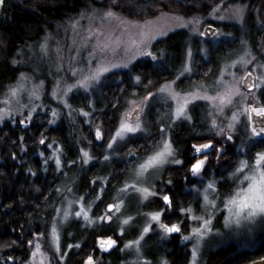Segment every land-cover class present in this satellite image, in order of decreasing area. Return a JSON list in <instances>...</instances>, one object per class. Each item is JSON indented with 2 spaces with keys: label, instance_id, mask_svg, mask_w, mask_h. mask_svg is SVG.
Returning a JSON list of instances; mask_svg holds the SVG:
<instances>
[{
  "label": "trees",
  "instance_id": "16d2710c",
  "mask_svg": "<svg viewBox=\"0 0 264 264\" xmlns=\"http://www.w3.org/2000/svg\"><path fill=\"white\" fill-rule=\"evenodd\" d=\"M219 1L221 0H8L5 23L0 35V97L22 72L49 78L48 63L40 52L44 35L55 30L58 24L77 17L88 7H110L132 18L141 19L152 17L159 11H182L187 14L206 12ZM231 2L245 3L249 0ZM223 29L233 35L221 39L217 46L209 44L210 39H206L207 58H203L194 41H190L188 32L181 29L153 45L155 57L152 60L143 58L125 70L105 75L92 91L91 103L88 99L79 101L92 114L89 118H93L94 123L91 121V128L87 130L82 129L84 117L76 116L74 112L70 116L63 113L55 124L48 113L36 114L29 123H24L16 116L0 124V264L26 263L30 256V240L46 230L60 201L62 189L69 183L78 195H83L84 192L91 194L95 187L100 189L106 184L111 195L116 193V188L125 181L126 176L120 171L124 164L115 165V159V163L106 159L101 161L104 152L95 145L97 143L100 146L101 143L95 140L92 127L100 124L101 128L108 127L111 130L118 122V113L127 104L128 98L143 96L155 88L154 84L179 75L190 45L194 50L195 61L213 64L206 72V79L216 76L224 58L243 39L248 41L255 53H260V38L264 42V26L258 30L249 13L244 26L227 22ZM198 74L192 77L198 79ZM136 77L140 79L137 80ZM76 96L72 97L73 104L80 106ZM261 97L264 103V88ZM150 112L153 111L149 110V115ZM153 113L151 128L154 131L151 134L154 135L160 124L169 125L170 118L166 115L165 119L163 113L159 114L157 111ZM205 128V123L193 114L192 119L176 121L169 129L176 155L182 161V169H187L192 163L193 143L214 138L203 133ZM149 138L129 137L118 144V152L122 156L129 152L139 153L138 146L134 144L146 142ZM236 143L242 144L246 156H242L241 150H236V145L233 144V148H229L224 154L221 163L216 166L212 162L204 171L206 179L212 178L217 182L220 205L233 189L234 181L230 174L234 172L239 160L244 157L251 159L256 151L264 149L261 138L254 140V144H247L245 132L240 130L236 133ZM56 147L62 153L59 164L52 156V150ZM82 149H88L95 156L93 163L88 166L81 161ZM170 181L167 184L158 181L162 187L159 190L169 192L175 210L165 214L167 222L180 219L179 208L194 205L195 200L199 199L197 194H192L195 179L180 177L178 170ZM110 193L101 194L99 214L112 201ZM148 204H140V209L143 211ZM127 213L134 214L132 211ZM221 214L222 212L219 216ZM141 225V218H136L132 225L127 226H121L116 218L110 222L101 220L90 225L81 219L67 220L61 228L60 239L62 250L69 249L65 264H82L86 256L92 252L95 254L99 237L117 236L121 242L132 240L139 235ZM122 228L124 230L119 234ZM253 231L251 236L242 241L241 238L234 239L222 232V237L212 239L204 247L202 263L264 264V219ZM159 233H149L143 239L145 245L150 244L156 248L155 253L147 250L144 252L143 256L149 264H160L163 261H167V264H188L189 246L175 234L161 238ZM105 257L110 259L109 264H130L125 255L115 251Z\"/></svg>",
  "mask_w": 264,
  "mask_h": 264
},
{
  "label": "rangeland",
  "instance_id": "374dc122",
  "mask_svg": "<svg viewBox=\"0 0 264 264\" xmlns=\"http://www.w3.org/2000/svg\"><path fill=\"white\" fill-rule=\"evenodd\" d=\"M248 13L251 19L255 21L257 29H261L264 26V0H249V2L245 3L221 0L206 12L187 14L182 11H159L152 17L141 19L132 18L110 7H88L77 17L58 24L55 30L49 31L44 35L40 52L48 63L49 78H46L50 81H47L45 77L36 76L28 72L20 73L17 80L0 97V116H3L0 124L6 119L16 116H19L24 123H29L32 117L39 113H48L52 118V123L55 124L63 113L66 116H70L74 112L76 116L84 117L82 129L87 130L91 128L89 127L91 121L93 122V118H89L92 114L88 113L79 101L88 99L91 103L93 99L92 91L105 75L125 70L135 61L143 58L152 60L155 57L153 45L158 40L181 29H185L188 32L190 41H194L199 53L202 54L203 58H207L205 50L206 39H210L209 44L217 46L221 39L233 35L224 31V23L233 22L244 26ZM209 24L216 26L217 32L212 37H205L203 32ZM259 51L260 53H255L250 48L248 41L243 39L237 48L231 50L227 54L228 56L224 58L216 76L206 79V72L212 68L213 64H205V60V62L202 61L203 63H200L199 60L195 61L193 58L194 50L192 49V45H190L187 50L184 67L179 75L173 79H164L159 84H154L153 87L155 88L143 96H131V98H128L127 104L118 113V122L114 124L111 130L108 127H105V129L101 128L100 124L93 125L92 129L95 140L101 143L100 146L97 143L95 145L100 148V151L104 152L101 161H105L106 159L113 162V159H115V165L118 164L120 166L119 163L124 164V168L120 171L126 176L125 181L116 188L114 195H111L107 189L109 188L107 184L103 188L100 187V189L95 187L91 194L84 192L83 195H78L71 183L64 187L55 213L48 221L46 230L34 235L30 240V256L25 264H65V258L69 249L62 250L61 248L60 239L63 224L67 220L81 219L85 224L88 223L90 225L96 221H101V219L97 218L105 216L106 213L108 216H111V219L109 220L105 216L104 221L110 222L116 218L120 221L121 226L132 225L133 220L141 218L140 233L132 240H123L124 242H121L117 236H104L103 238L105 239L111 237L112 240L116 241L111 248H101L97 239V252L95 254L92 252L86 256L82 264H86L89 256L93 258L94 264H109L110 259H107L105 255H108L112 251L122 256L125 255L126 261L130 264H149L150 262L143 256L144 252L147 250L149 253H155L156 248L150 244L145 245L143 242L144 237L149 233H156L157 231L160 232L158 235L161 238L174 235L165 233L159 226L160 222H167L165 214L171 213L174 210L172 203L171 206H168L163 200L165 195L170 196V194L169 192L159 190L162 188L159 186V182L169 183L178 170L180 177L184 176L187 179V176H189V178L195 179L192 194H197L199 197V199L195 200L194 205L190 204L184 208L191 209V212L181 211L179 208L180 219L167 222L169 224L174 222L180 224V231L175 235L189 246L190 260L188 264H191L193 259L192 249L194 245L197 246L196 264H203L202 252L204 247L212 239L222 237V232H226L223 235H230L234 239L239 240L241 238L240 241L246 240V237L251 236L256 225L264 217L258 216L254 219H241L238 224L233 222L225 225L227 210L223 208V205L219 204L218 194L209 193V199L216 200V207L213 208L204 200L203 189L209 181L214 180L212 178L206 179L204 176L205 169L212 162L216 166L221 163V159H224L223 156L229 148H233L236 145V150H241L242 156H246V151L242 148V144L236 143V133H239V130L245 132L247 144H252L254 140L259 139V137L254 138L251 136L250 127L247 125V117L243 111L248 105L256 107L264 105L261 101V93L264 88V42L261 38ZM113 65L117 66L113 67ZM100 67H106L108 71L101 73L99 79L88 81L87 88L79 86L78 81H82L85 77L92 75ZM196 74L200 75L198 79L193 78ZM165 86H168L169 90L161 91L160 89ZM12 88L19 89L16 96L11 95L10 89ZM228 90L233 92L231 102L223 105H219L218 100L214 105L212 101L191 99V96H187L191 100L186 108L187 116L192 119L194 114L201 119L207 126L203 133H207L212 138L214 137L213 139H209V137L192 144L191 162L194 163L195 159H203V154L194 153V144H203L211 141L216 149H209L207 151V159L200 175L192 174L190 170L192 163L187 169H182L180 167L182 163L172 162L181 161L176 155L173 144L174 155L169 158L168 163L149 169L143 176L137 175L138 165L143 162L144 158L156 150L158 143L165 138L171 141L169 129L173 127V124L176 121L188 119L186 117L175 118L176 102L171 98L170 92L180 94V98H185L186 94L218 97ZM54 92L56 95H53ZM74 95H77L76 100L80 106L73 104L72 97ZM149 110L153 112L157 111L159 114L163 113L165 119L166 115L170 118L169 125L160 124L158 132L155 131L154 135L151 134L154 131L151 128L154 122L151 120L154 113L150 112L149 115ZM5 111L9 114L4 115ZM54 111L56 113L55 116L53 115ZM129 113L131 115H128ZM233 113L239 116V120L234 121L232 119ZM124 119H128L132 123H135L138 119L141 124V130L136 133H128L122 140L117 138L116 142L109 148L108 143ZM213 121H215V126ZM230 123L234 124V128L230 129L228 127ZM97 129L102 133V137L99 139L96 137ZM221 129L223 132H221ZM228 136H231L232 139H227ZM129 137L150 138L146 142L140 141L134 144L138 146L137 151L139 150V153L129 152L122 156L119 154L117 146ZM52 151L54 161H57L58 158L61 162L62 153L60 149L56 147ZM261 151H264V149L256 151L255 154ZM84 152H87L91 157L87 162H85ZM80 153L81 161L84 165L88 166L95 160V156H92L88 149H82ZM130 154L133 155L130 156ZM116 157H119V159H116ZM254 157L251 159L244 157L240 160H248L251 165ZM232 173L230 177L234 181L233 189H235L239 184L242 174L233 176ZM125 185H135V187L126 188ZM136 188H148L151 190V194L145 198L144 193L137 191ZM103 192L107 193V195L110 193L112 201H109L106 208H104L105 211L103 210L99 214L98 208L102 204L99 202ZM180 197L183 199L182 195ZM119 201H123L119 210L109 211L108 205L116 204ZM185 201L187 200L185 199ZM146 202L150 204L142 211L140 204ZM82 210L87 211L88 219L84 215H75L76 212H81ZM128 211H132L134 214H128ZM154 212H161L159 221L152 219L150 214ZM221 212L222 214L219 216ZM192 216H203L205 219L211 220L209 225L211 231L200 238L199 242L195 238L183 239V237L191 234L194 227H200L202 224V221L193 220ZM129 217L131 218L130 220L128 219ZM125 220H128V223H124ZM54 227L56 230L55 234L53 233ZM145 227L149 228L147 233L143 231ZM123 230L124 228L119 231V234H122ZM141 235H143V239H140ZM136 240H139L138 250L136 246L127 247L130 241ZM37 243L40 247L39 252H36ZM33 252H36L35 256H33ZM164 262L160 264H164Z\"/></svg>",
  "mask_w": 264,
  "mask_h": 264
},
{
  "label": "snow or ice",
  "instance_id": "6c2138e0",
  "mask_svg": "<svg viewBox=\"0 0 264 264\" xmlns=\"http://www.w3.org/2000/svg\"><path fill=\"white\" fill-rule=\"evenodd\" d=\"M5 0H0V4H4ZM150 54V53H149ZM117 65H113V67H116ZM190 70V69H188ZM108 71V68L106 67H100L94 72L92 75L85 77L84 80L78 81L79 86L81 87H88V81L90 80H97L99 79V76L101 73ZM23 76V74H21ZM137 80L140 79V77H136ZM70 90V89H69ZM161 91H168V86H165L160 89ZM19 89L18 88H12L10 89V93L12 96H16L18 94ZM53 95H56L54 92ZM233 95V92L231 90L226 91L223 95H219L218 97H212V96H196L195 94H186L185 98H180V94L170 92L171 98L176 102L175 107V113L174 116L176 119H179L181 117H186L190 119V117L186 114V108L187 105L191 102L190 99L187 98V96H191V99H205L212 101L215 105V102L218 100L219 105H223L225 103L231 102V96ZM7 102V101H6ZM244 113L247 117V125L250 127L251 130V136L252 137H259L261 138V142H264V105L256 107L253 105H248L244 108ZM9 113L7 111L4 112V115H8ZM53 115L55 116V111L53 112ZM87 115V113H85ZM128 115H131L129 113ZM260 118L258 121L253 119V116ZM3 119V116H0V120ZM232 119L234 121L239 120V116L236 113H233ZM213 124L215 126V121H213ZM228 127L234 128V124L230 123ZM141 130V124L139 120L137 119L135 123L130 122L128 119H124L121 121L119 128L116 130L115 134L113 135L111 141L108 143V147L111 148L113 143L116 142L117 138L124 139L125 136L128 133H136L137 131ZM221 132L223 130L221 129ZM96 137L99 139L102 137V133L99 129L96 130ZM227 139H232L231 136H228ZM43 142V141H41ZM209 149H215V146L212 144L211 141L208 143L203 144H194L193 150L195 154H203V159H195V162L191 164V172L193 175H200L202 172V169L204 168L205 160L207 159V151ZM174 155V149L172 147V143L169 139H162L158 145L156 150H154L150 155H148L146 158H144L143 162L138 165L137 168V175L143 176L149 169L157 168L162 166L165 163L169 162V158ZM84 158L85 162H87L88 159H91L89 154L87 152H84ZM107 158V157H106ZM57 164L60 163L59 159L57 158ZM174 163H182V161H172ZM247 170V171H246ZM237 174H242V177L239 181V184L236 186L235 189L232 190V192L227 195L222 201L223 208L227 210V215L225 216V225H228L230 223H240L241 219H254L255 217H264V151L257 152L255 154L254 160L252 161L251 165L249 164L248 160H240L239 164L235 170L234 173H232L233 176H236ZM171 183V181H169ZM125 187H135V185H125ZM137 191H140L144 193L145 198L149 194H151V190L148 188H136ZM215 193L218 194V189L216 187L215 180L209 181L206 185V187L203 189V195L204 200L208 205L215 208L216 207V200L215 199H209V193ZM163 200L167 203L168 206H171V197L168 195H165L163 197ZM123 201H119L116 204H109L108 209L116 210L118 211L120 208V205H122ZM181 211H187L191 212V209H181ZM76 216L84 215L86 219H88L87 211L82 210L81 212H76ZM153 220L159 221L161 212H154L150 214ZM107 219H111V216H108L107 213L105 214ZM105 216L98 217L97 219H105ZM131 219L130 217L128 218ZM193 220L202 221V224L200 227H194L192 229V232L189 236L183 237V239H197V242H199V239L202 238L207 234V232L211 231V228L209 227L211 220L205 219L203 216L197 217L192 216ZM124 223H128V220H125ZM165 233H171V232H179L180 226L178 224H163L161 223L159 225ZM55 227L53 228V233L55 234ZM144 233H147L149 231L148 227L144 228ZM140 239H143V235H141ZM31 243V241L29 242ZM98 243L101 248H111L112 245L116 243V241L112 240L111 237H107L106 239L103 237L98 238ZM136 246L137 250L139 249V240L136 241H130L127 247ZM40 247L37 243L36 245V252H39ZM36 252H33V256L36 255ZM196 256H197V246H193L192 249V262L191 264H196ZM86 264H94L93 258L89 256L87 258ZM164 264H167V261L164 262Z\"/></svg>",
  "mask_w": 264,
  "mask_h": 264
},
{
  "label": "water",
  "instance_id": "95a60500",
  "mask_svg": "<svg viewBox=\"0 0 264 264\" xmlns=\"http://www.w3.org/2000/svg\"><path fill=\"white\" fill-rule=\"evenodd\" d=\"M7 5H8V0H5L4 4H0V35H1V31L3 28V25L5 23V18H6V12H7ZM217 32V27L209 24L205 27V30L203 32V35L205 37H212L215 33ZM249 76V75H248ZM254 120H259L260 118L255 117V115L253 116ZM213 144V143H212ZM163 223V224H168V225H172V224H178L180 226V224L178 222H174V223H167L165 221H162L159 223V225ZM161 228V227H160ZM181 228V227H180ZM162 229V228H161ZM163 230V229H162ZM178 232H171L169 234H177Z\"/></svg>",
  "mask_w": 264,
  "mask_h": 264
}]
</instances>
